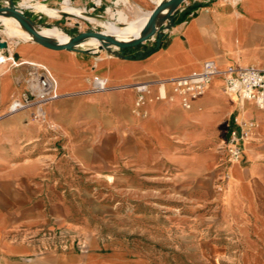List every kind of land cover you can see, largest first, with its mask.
<instances>
[{"label":"crops","instance_id":"0c3cea01","mask_svg":"<svg viewBox=\"0 0 264 264\" xmlns=\"http://www.w3.org/2000/svg\"><path fill=\"white\" fill-rule=\"evenodd\" d=\"M74 1L109 10L103 0ZM13 50L17 61L7 58L0 75V264H141L131 232L146 224L149 197L155 221L169 213L172 230L198 241L203 263L264 264V111L224 92L230 67L264 70V0H186L160 45ZM206 61L221 74L187 110L171 81ZM34 69L55 81L42 121L36 106L8 114ZM95 76L106 91H93ZM143 83L145 117L135 112ZM238 124L252 125V136L230 164L223 147Z\"/></svg>","mask_w":264,"mask_h":264},{"label":"rangeland","instance_id":"374dc122","mask_svg":"<svg viewBox=\"0 0 264 264\" xmlns=\"http://www.w3.org/2000/svg\"><path fill=\"white\" fill-rule=\"evenodd\" d=\"M65 1L66 0H12L16 6L24 9L26 17L36 30H58L64 32L71 39L86 32L102 33L113 37L120 34L118 29L124 28L126 23L131 24L130 30L136 29L145 20V16L151 15L152 11L164 2L163 0H108V2L103 0L104 4L107 3L109 5V10L99 8L97 11L86 12L85 9L78 6L74 0H69L71 9L67 8L65 6ZM88 1V5H91L90 0ZM1 6H7L6 2L0 0V7ZM121 15L125 17L126 22L120 20ZM0 19H2V22H0V39L10 40L14 45V49L17 50L21 45L26 43L38 44L36 41L29 40L31 36L14 34L16 37H12L7 33L9 32L8 30L7 32L5 31L7 27L5 24L14 22H4V18L1 16ZM162 21L163 20H160L159 24H161ZM107 22L110 23L112 27L108 26ZM10 27L14 28V25ZM107 48L118 49V47L106 42H98L80 47V49L86 52H101ZM12 52L13 59L11 62L14 60L17 61V53H15L14 50ZM4 69L5 65H0V75L4 72ZM77 186L79 192L76 193L79 196H86L89 194V184ZM147 187L150 191L159 188V192H161V186L155 183L148 184ZM162 190L163 192L165 191V189ZM134 201L138 204L137 199ZM78 202L81 203L80 200ZM119 202H124V207H131L128 205V201H122V198ZM146 202L147 208H149L146 212V224L142 225L143 229H141V231L136 229L131 232L132 244L146 255V259H143L141 264H208L202 262V250H197L195 247L198 241L194 240L192 235L190 236V234L182 228H179L178 231L175 229L172 230L169 213L166 214V212H164L162 223L155 221L156 218L160 219V217L154 216V208H152L154 207V199L149 197ZM158 202L159 204L163 202L164 209L165 206H170V201L167 199L161 200V203L160 201ZM82 203L84 205H82L84 209L83 212L86 214L84 217L89 219V213H86V209H90L91 201L85 199ZM136 227L138 228V224ZM198 258L200 259L199 263L188 262L189 259L196 260ZM132 264L138 263L132 262Z\"/></svg>","mask_w":264,"mask_h":264},{"label":"built area","instance_id":"2783aa9c","mask_svg":"<svg viewBox=\"0 0 264 264\" xmlns=\"http://www.w3.org/2000/svg\"><path fill=\"white\" fill-rule=\"evenodd\" d=\"M7 4V3H6ZM169 29H164L163 39ZM151 40L156 41V38ZM149 40V41H151ZM161 41V43H162ZM0 42H6L7 48L0 50V65L7 61L9 56L13 59L14 45L10 40L0 39ZM160 43V44H161ZM226 73L224 92L231 97L239 106L247 102L254 103L256 107L264 111V70L253 67L242 69H234L230 67ZM221 74L215 61H206L201 71L191 75L179 77L171 81L175 96L180 99L182 106L190 110L193 103L201 98L207 91L210 82L214 77ZM28 88L19 98L13 99L8 106V114L12 115L23 111L31 106H36L38 110L37 119L44 120V105L55 98V81L42 69H34L29 74L27 80ZM93 91L103 92L109 87L107 80L95 76L92 82ZM136 89L139 96L135 105V112L139 116L145 117L143 111L144 94L148 92V84H138ZM238 128H234L223 147L228 163L236 164L242 160L243 147L246 141L252 136V125L247 127L238 124Z\"/></svg>","mask_w":264,"mask_h":264},{"label":"water","instance_id":"95a60500","mask_svg":"<svg viewBox=\"0 0 264 264\" xmlns=\"http://www.w3.org/2000/svg\"><path fill=\"white\" fill-rule=\"evenodd\" d=\"M3 2L7 3V6H1L0 7V15H7L9 17H12L16 19L29 33H31L34 36V39L36 43L39 45L55 50V51H61V50H68V51H78V49L75 47L77 43L80 41L87 39V38H94L98 41H108L113 46L118 47L119 50H125L128 48H134L137 47L152 38H156V43L160 45L162 39H163V30L170 29L172 24V16L174 12L179 8L186 0H171L164 5H160L156 7L152 14L146 23L143 31L142 36L137 39L136 41L132 43H122L116 39L110 38L102 33H96V32H86L81 33L74 38H72V41L67 45H54L47 41L40 33L34 28V26L30 23L28 18L24 15L23 11L19 9L12 0H1ZM172 6L171 13L167 16V18L162 21L161 24H159V21L157 20L159 13L166 7ZM6 42H0V50L7 48ZM109 49V48H107Z\"/></svg>","mask_w":264,"mask_h":264},{"label":"bare ground","instance_id":"6f19581e","mask_svg":"<svg viewBox=\"0 0 264 264\" xmlns=\"http://www.w3.org/2000/svg\"><path fill=\"white\" fill-rule=\"evenodd\" d=\"M163 1L164 2H162V5H164L165 3H167V2H169L171 0H163ZM65 6L67 8H70L69 0L65 1ZM171 11H172V6H168V7L164 8L159 13L157 20L158 21H160V20L164 21L167 18V16L171 13ZM62 13H64V12H62ZM0 16L4 18L3 19L4 22H6V21L7 22H14V23L5 24V25H7L5 31L7 32V30H8L9 32H7V33L9 35H11L12 37H16L14 34H21V35L28 36V37L31 36V39H29V40L35 41L34 36L31 33H29L16 19H14L12 17H9L7 15H0ZM150 16L151 15L145 16L146 17L145 20L136 29L130 30L131 24L126 23V26L124 28H119L118 29V31L120 33L119 35H116V36H113V37L108 36V37L116 39V40H118V41H120L122 43H132V42L136 41L137 39H139L142 36V31H143L146 23L148 22ZM120 20L123 21V22H126V19H125V17L123 15H121ZM0 22H2V19H0ZM11 25H14V28L10 27ZM107 25L111 26L110 23H108V22H107ZM37 31L47 41H49L50 43H52L54 45H67V44H69L72 41V39L69 38L64 32H61V31H58V30L44 29V30H40V31L37 30ZM120 37H123V38H120ZM98 42L99 43H102V42L108 43V41H106V40L98 41V40H96L94 38H87V39H84V40L80 41L79 43H77L75 47L77 49H80V47H82L84 45H91V44L98 43Z\"/></svg>","mask_w":264,"mask_h":264}]
</instances>
